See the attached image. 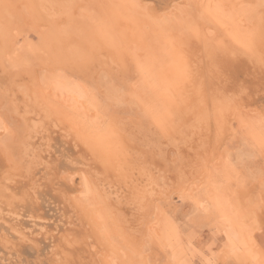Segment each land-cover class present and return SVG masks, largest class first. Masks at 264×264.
I'll list each match as a JSON object with an SVG mask.
<instances>
[{
    "label": "rangeland",
    "instance_id": "1",
    "mask_svg": "<svg viewBox=\"0 0 264 264\" xmlns=\"http://www.w3.org/2000/svg\"><path fill=\"white\" fill-rule=\"evenodd\" d=\"M172 1L0 0V264H41L50 259L55 249L66 248L67 244L79 255L72 257V264H77L79 257L91 260L92 264H163L170 260L176 264L198 259L196 253L207 249L210 251H204L205 257L215 253L213 258L221 262L234 259L241 264H259L264 258V233L260 230L264 220L260 221V229L256 220L264 217V152L258 145H244L240 138H219L216 132L225 105L230 109L227 117L231 134L241 121L259 126L264 106V67L259 59L264 50L258 47L262 48L260 43L251 50L241 51L239 47L238 51L236 46L232 49L230 37L220 35L218 18L212 14V8L222 2L220 5L235 4L236 9L246 5L259 15L262 1ZM184 1L190 2L185 8H193L187 24L169 26L163 32L178 41L191 30L193 43H179L173 54L162 51V47L154 56L158 51H153V46L159 47L154 42L158 38L154 25L163 15L159 12L166 10L172 16L175 10H181L179 3ZM175 4V8L170 7ZM194 9L200 13L196 14ZM219 40L227 45L224 47L231 46L226 48L227 54L232 53L230 57L240 66L239 72L230 75L233 78L215 74L219 65L208 56L215 52L211 46ZM193 45L204 50L197 47L196 51ZM233 51L242 54L234 52L235 56ZM259 51L262 56L256 54ZM6 52L9 62L5 61ZM218 53L224 57L221 51ZM131 55L141 64L131 61ZM256 55L259 64L254 59ZM19 59L29 64L16 63ZM43 75L50 79L57 76L68 86L75 84L86 95L79 97L77 104L64 103L66 108L62 109V101L58 103L60 96L51 97L55 94L45 89L47 83L43 84L54 78L46 80ZM205 78L209 80L206 82ZM205 82L211 85L206 87ZM39 86L44 88L40 96ZM45 92L55 106L89 122L98 134L108 138L98 145L59 113L45 117L37 106H41L42 97L46 99ZM152 96L160 97L164 107L155 116L146 117L143 110L153 103L149 102ZM239 97L244 101H239ZM229 99L234 107H230ZM112 147L114 150L106 152L108 155L99 154ZM209 175L220 179L215 186ZM200 176L199 182L196 178ZM193 181L196 185H191ZM186 186L195 190L187 191ZM212 193H217V197ZM164 213L187 225L179 239L166 228ZM99 232L106 233V242ZM224 232L230 233V240L223 236ZM99 239L105 243L98 244ZM225 240L229 241L228 249L222 254L220 248Z\"/></svg>",
    "mask_w": 264,
    "mask_h": 264
},
{
    "label": "bare ground",
    "instance_id": "2",
    "mask_svg": "<svg viewBox=\"0 0 264 264\" xmlns=\"http://www.w3.org/2000/svg\"><path fill=\"white\" fill-rule=\"evenodd\" d=\"M170 1H172V0H170ZM179 1V0H178ZM181 1H183V0H181ZM187 1V0H186ZM189 1V0H188ZM191 2H192V0H190ZM217 1V0H216ZM245 1H248V0H245ZM257 1V0H256ZM258 1H262V0H258ZM33 2V1H32ZM141 2H142V0H141ZM140 2V3H141ZM166 2V1H165ZM233 2V1H232ZM244 1H242V3H243ZM248 2H250V1H248ZM169 3V2H168ZM167 3V4H168ZM171 3V2H170ZM179 3V2H178ZM190 2H181V3H179V5L181 4L182 5V8H181V10H175L174 11V13H172V16H170L169 14L170 13H167V11L165 10H163L162 12H159V14H163L161 17L159 16V14L157 15V16H159V19L157 18L156 19V22H155V25H154V29H155V34H156V36L158 37L154 42H158L159 43V47H157V45H155V46H153L154 48H153V51H158V52H156V54L154 55V56H156V55H158V53H159V49H161L162 47V51H168L167 52V54H173V53H175V51H177L178 49H179V46H180V44L179 43H181L183 46L184 45H187L188 43L189 44H192L193 43V39H194V37H193V35L191 34V30H190V32H188V33H186L185 35H183V37L182 38H177L178 39V41H176V38H173L172 36H170V35H167L166 36V33H165V36H164V32H163V30L166 28V27H169V26H171V27H173V26H175V25H180V24H184V23H186V21H188L189 20V18H191L190 17V15H191V13H192V11H190V9H193V8H185V5L186 4H189ZM219 4L220 3H222V2H218ZM224 3V2H223ZM231 3V2H230ZM255 3H257V2H255ZM22 4V3H21ZM143 4V3H142ZM149 4H152V3H149ZM172 4H173V1H172ZM211 4V3H210ZM227 4H228V6H227ZM226 5L225 4H222V5H225V8H229V9H227V11L223 8V10L221 11V12H217V10H216V8H212V9H214V11H213V15L216 17V18H218V24H217V26L218 27H220V35L221 36H225V35H228L229 37H230V43H231V45H232V47L230 46V45H228V47L230 46L232 49L236 46L237 47V49L236 50H238L239 49V47L241 48V51H244L242 48H245V50L247 49H249L250 48V50H251V47L252 46H257V44L258 43H260L259 45H261L262 46V48L260 47V46H258L260 49H262V50H264L263 48H264V44H262L261 43V40H260V30H261V14L259 13V15L258 14H256V12H254V11H251V10H249V9H247V6L245 5V7L243 8V7H239V8H237L236 9V5L235 4H233V5H231L232 6V8L230 9V5H229V3H227ZM237 4V3H236ZM239 4V3H238ZM246 4V3H245ZM161 5V4H160ZM159 5V6H160ZM203 5V4H202ZM243 5H244V3H243ZM259 6H260V3L258 4ZM258 5H255V6H258ZM174 6H177L176 4L175 5H172V6H170L171 8H173ZM209 6H212V5H209ZM227 6V7H226ZM242 6V5H241ZM255 6H253V7H255ZM258 6V7H259ZM77 7V6H76ZM75 7V8H76ZM148 7V6H147ZM147 7H146V11H148L147 10ZM155 7V6H154ZM164 7V6H163ZM167 7V6H166ZM169 7V10L171 9ZM197 7V6H196ZM157 8V7H156ZM160 8H162V6L160 7ZM165 8V7H164ZM163 8V9H164ZM175 8V7H174ZM179 8V7H178ZM71 9V8H70ZM148 9H149V7H148ZM154 9V8H153ZM257 9V8H256ZM168 10V9H167ZM172 10V9H171ZM196 10H197V8H196ZM195 9H194V11H196ZM145 11V12H146ZM156 11H157V9H156ZM156 11H154V12H156ZM198 11V10H197ZM196 11V12H197ZM142 12H144V10L142 11ZM152 12V11H151ZM158 12V11H157ZM29 13V12H28ZM149 13V12H148ZM153 13V12H152ZM151 13V14H152ZM200 13V12H199ZM198 12L196 13V14H199ZM209 13V12H208ZM26 14V13H25ZM143 14V13H142ZM156 14V13H155ZM145 15V14H144ZM203 15V14H202ZM24 16V15H23ZM72 16V15H71ZM147 16V15H146ZM212 16V15H211ZM28 17V16H27ZM66 17V16H65ZM69 17V16H68ZM151 17V16H150ZM150 17H149V19H150ZM153 17V16H152ZM207 17V16H206ZM146 18V17H145ZM196 19V18H195ZM32 20V19H31ZM31 20H29V21H31ZM153 20H155V19H153ZM36 21V20H35ZM198 21V20H197ZM34 22V21H33ZM32 22V23H33ZM148 22V21H147ZM187 24V23H186ZM190 25V24H189ZM195 25V24H194ZM178 26H176V28H177ZM182 28H181V30L183 29V26H181ZM187 27V26H186ZM185 27V28H186ZM189 27H187V29H188ZM218 29V28H217ZM195 30V29H194ZM166 31H167V29H166ZM212 31V30H211ZM39 32V31H38ZM168 32H169V30H168ZM177 32H178V30H177ZM41 33V32H40ZM212 33V32H211ZM217 33H218V31H217ZM216 33V34H217ZM249 33H252V34H254V36H255V39L251 42V45H250V47H242V44L244 43V41H245V39L248 37V35H249ZM194 35L196 34V33H193ZM206 34V33H205ZM192 35V36H191ZM198 36H199V34H198ZM197 38H199V37H197ZM215 38V37H214ZM222 39L223 38H221V41H222ZM196 40V39H195ZM209 40V39H208ZM217 40V39H216ZM224 40V39H223ZM46 41V40H45ZM200 41V40H199ZM202 41V40H201ZM201 41H200V43H201ZM47 42H48V40H47ZM47 42H45L46 44H47ZM192 42V43H191ZM204 42V41H203ZM202 42V43H203ZM45 43H43V44H45ZM49 43V42H48ZM201 43V44H202ZM178 44V45H177ZM197 44H199V42L197 43ZM214 44V43H213ZM228 44V43H227ZM162 45V46H161ZM200 45V44H199ZM205 46H206V43L204 44ZM216 45V46H215ZM215 45L213 46H211L212 48H214L215 47V52H212L210 49V53H213L212 54V56L211 55H208V56H210L209 58H211V57H213V58H215L214 60H216V63H217V65H219V66H217V69H215L214 70V72H215V74H218V76L219 75H223V77L224 76H227V77H231V76H233L232 75V73H237V72H239V64H237L236 63V60H234L233 59V57L231 58L230 56L232 55V53H231V55L229 54H227L228 52L226 51V48H228V47H224L223 45H225L223 42L221 43L220 42V40H219V42L216 44V42H215ZM45 46V45H44ZM47 46H49V45H47ZM188 46V45H187ZM194 46V45H193ZM192 46V47H193ZM208 46V45H207ZM206 46V47H207ZM225 46H227V45H225ZM195 47V46H194ZM197 47H200V46H196L195 48H196V51L197 50H199V49H201L202 47H200L199 49H197ZM42 48V47H41ZM46 48V47H45ZM182 48H184V47H182ZM181 48V52H182V49ZM254 49L256 48V47H253ZM252 48V50H253V52L252 53H255V50ZM10 49V48H9ZM177 49V50H176ZM190 49V48H189ZM192 49V48H191ZM190 49V50H191ZM203 49V48H202ZM217 49L219 50V51H221L222 52V54H224V57L223 56H221V54L220 53H218L219 51H217ZM47 50V49H46ZM204 50V49H203ZM202 50V51H203ZM207 50V49H206ZM213 50V49H212ZM234 50H235V48H234ZM240 50V49H239ZM238 50V51H239ZM249 50V51H250ZM262 50H260V51H262ZM193 51V50H192ZM217 51V52H216ZM256 51H258V48H257V50ZM257 52L256 54H258V53H260L261 54V52ZM31 52V51H30ZM199 53H201L200 51H198ZM231 52H232V50H231ZM235 51H233V53H234ZM246 52H248V51H246ZM246 52H244V53H246ZM251 52V51H250ZM185 53V52H184ZM183 53V54H184ZM193 53H194V51H193ZM192 53V54H193ZM196 53V52H195ZM210 53H208V54H210ZM236 54L238 53V52H235ZM234 53V54H235ZM240 53V52H239ZM237 54V55H240V54H242V53H240V54ZM243 53V54H244ZM251 53V54H252ZM262 53H263V55H264V52L262 51ZM41 54V53H40ZM130 54H132V53H130ZM189 54V53H188ZM236 54H235V56H236ZM259 54V55H260ZM9 55V53L8 52H6L5 53V61H8L9 62V60H8V58L10 57V56H8ZM21 55V54H20ZM19 55V56H20ZM32 55V54H31ZM139 55V54H138ZM199 55H201V54H199ZM255 55V54H254ZM259 55H256L255 57H254V59L255 60H257L259 57ZM203 56V55H202ZM217 56H219V57H217ZM245 56V55H244ZM260 56H262V54L260 55ZM11 57H15V56H11ZM77 57V56H76ZM142 56H140V58H141ZM246 57V56H245ZM252 57V56H251ZM251 57H250V59H251ZM26 58V57H25ZM198 58V57H197ZM196 58V59H197ZM199 58H200V56H199ZM208 58V57H207ZM208 58V59H209ZM212 58V59H213ZM222 58H224L221 62H219L218 61V59H222ZM236 58V57H235ZM257 58V59H256ZM16 59V58H15ZM22 59H24V58H22ZM22 59H19V61L18 62H16V63H21L20 62V60H22ZM155 58H152V61L154 60ZM252 59H253V57H252ZM251 59V60H252ZM11 60V59H10ZM202 59L200 58V61H201ZM210 60V59H209ZM208 60V61H209ZM214 60H212V62H214ZM251 60H249V61H251ZM259 60H261V57H260V59ZM12 61H14V60H12ZM12 61H10V62H12ZM16 61V60H15ZM14 61V62H15ZM22 61H24V60H22ZM26 61V60H25ZM131 61H133V62H137L138 64L140 63V62H138V60H137V58H135V55H131ZM141 61V60H140ZM144 61H146V59L144 60ZM185 61V60H184ZM198 61V60H197ZM211 61V60H210ZM218 61V62H217ZM248 61V62H249ZM142 62H143V60H142ZM147 62V61H146ZM145 62V63H146ZM148 62H149V58H148ZM186 62V61H185ZM256 62V61H255ZM25 63H27V62H25ZM25 63H21V64H25ZM145 63H143V65H145ZM200 63V62H199ZM211 63V62H210ZM215 63V64H216ZM252 63V62H251ZM251 63H249V64H251ZM254 63V62H253ZM257 63L259 64V62H258V60H257ZM12 64V63H11ZM14 64V63H13ZM29 63H27L26 65H28ZM141 64V63H140ZM148 64V63H147ZM149 64H150V62H149ZM205 64H206V62H205ZM207 64H209V63H207ZM212 64V63H211ZM256 64V63H255ZM17 65V64H16ZM158 65V64H157ZM195 65V64H194ZM196 65H197V63H196ZM199 65H201V64H199ZM203 65H204V63H203ZM210 65V64H209ZM213 65V64H212ZM241 65V64H240ZM9 66H10V64H9ZM13 66V65H12ZM15 66V65H14ZM154 66V65H153ZM198 66V65H197ZM214 66H216V65H214ZM246 66V65H245ZM256 65H254V67H255ZM261 66V65H260ZM263 67H264V65H262ZM142 67V66H141ZM144 67V66H143ZM123 68V67H122ZM176 68V67H175ZM205 68V67H204ZM209 68V67H208ZM208 68H206V69H204L205 71L207 70L208 71ZM242 68V67H241ZM245 68V67H244ZM258 68V67H257ZM133 69H134V67H133ZM141 69V68H140ZM143 69V68H142ZM141 69V70H142ZM146 69V68H145ZM264 69V68H263ZM172 70H174V69H172ZM171 70V71H172ZM192 70V69H191ZM190 70V71H191ZM201 70H203V69H201ZM246 70V68L243 70V71H245ZM133 71V70H132ZM179 71V70H178ZM211 71V70H210ZM209 71V72H210ZM213 71V70H212ZM140 72V71H139ZM189 72V71H188ZM192 72V71H191ZM226 72H228L229 74H225ZM35 73H37L36 71H35ZM151 73V72H150ZM155 73H157V72H155ZM197 73V72H196ZM202 73V72H201ZM207 73V72H206ZM195 74V73H194ZM209 74V73H208ZM212 74V73H211ZM255 74V73H254ZM193 75V74H192ZM201 75V74H200ZM200 75H198V76H200ZM202 75H204V74H202ZM231 75V76H230ZM156 76H157V74H156ZM208 76H210V75H208ZM213 75H211V77H212ZM217 76V77H218ZM222 77V78H223ZM227 77H225V78H227ZM42 78H44V79H50V78H47V76L45 77V75H43V77ZM41 78V79H42ZM54 78V80H52V81H45L44 79H43V81H45L43 84H45V83H47V84H45L46 85V87H45V89H47V91H49L51 94L52 93H54L55 95H50L51 97H55V96H60L59 98H61L62 100H60V101H58V103H60L61 101V103H60V105L62 106V109L63 108H66V106H71V105H68V104H70V102L72 101V102H75L76 104L77 103H79L78 102V99H81V98H83V97H85V93H84V91L79 87V86H77V85H71V86H68V85H66V84H64V82L63 83H61V79L59 78V77H57V76H51V79H53ZM207 78V77H206ZM206 78H205V80H206ZM219 78V77H218ZM218 78H216L215 79V77H214V79L215 80H219ZM231 78H233V77H231ZM50 79V80H51ZM164 79H166V78H164ZM200 79V78H199ZM235 79V78H234ZM204 80V79H203ZM209 80V79H208ZM208 80H206V82L208 81ZM211 80H213V78L211 79ZM227 80V79H226ZM225 80V81H226ZM229 80V79H228ZM186 81V80H185ZM194 81V80H193ZM192 81V82H193ZM230 81V80H229ZM232 81V80H231ZM247 81V80H246ZM199 82V81H198ZM204 83V86H205V84H206V87L207 86H209V85H211L210 83H209V85H207V83ZM65 83H67L66 81H65ZM167 83H168V80H167ZM219 83H221V82H219ZM239 83V82H238ZM40 84V83H39ZM42 84V83H41ZM43 84H42V86H43ZM62 84V85H61ZM213 84V83H212ZM224 84V83H223ZM229 84V83H228ZM236 84V83H235ZM194 85H195V83H194ZM202 85V84H201ZM216 85V84H215ZM219 85V84H218ZM226 85V84H225ZM233 85V84H232ZM67 86V87H66ZM214 86V85H213ZM220 86V85H219ZM190 87V86H189ZM194 87V86H193ZM192 87V88H193ZM201 87V86H200ZM223 87V86H222ZM232 87V86H231ZM238 87H239V85H238ZM38 88H40V86L38 87ZM133 88V87H132ZM195 88V87H194ZM202 88V87H201ZM214 88V87H213ZM245 88V87H244ZM41 90L39 91V93H38V96H40L41 94H43V92H42V90L44 91V88L42 89V88H40ZM134 89V88H133ZM203 89H204V87H203ZM216 89V88H215ZM217 89H218V87H217ZM242 89V88H241ZM164 90V89H163ZM224 90V89H223ZM222 90V91H223ZM240 90V89H239ZM46 91V92H47ZM83 91V92H82ZM133 91V90H132ZM194 91V90H193ZM212 91V90H211ZM217 91V90H216ZM218 91H219V89H218ZM46 92H45V96H46V99H44V97H42V100H41V106H39V105H37V104H33V105H37L38 107H39V111L41 112V113H43L44 114V116L45 117H50L51 115H52V113L53 112H57V113H59L61 116H63V117H65V118H67L73 125H74V127L78 130V131H83V132H85L87 135H86V137L87 138H89V139H91V140H95L97 143H98V145H99V143L100 142H102V141H104L105 139H107L108 137H106L105 135H101V134H98L97 133V131H95L94 129H95V127H93V125L92 124H90L89 122H86L85 120L84 121H82L81 119H79V118H77L76 117V115L75 114H73V115H75V117L73 116V115H71V113L69 114V112L68 113H66L64 110H62V109H60L57 105L55 106L54 105V101H51V98H49V96H47L49 93H47L46 94ZM134 92H135V90H134ZM138 92V91H137ZM164 92V91H163ZM200 92V91H199ZM224 92V91H223ZM230 92V91H229ZM131 93V92H130ZM142 93V92H141ZM212 93V92H211ZM214 93V92H213ZM225 93V92H224ZM239 93H241V92H239ZM132 94V93H131ZM130 94V95H131ZM202 94V93H201ZM226 94V93H225ZM224 94V95H225ZM238 94V93H237ZM256 94V93H255ZM127 95V94H126ZM136 95H137V93H136ZM162 95V94H161ZM204 95V94H203ZM223 95V94H222ZM253 95V94H252ZM139 96H140V94H139ZM144 96V95H143ZM163 97L164 96H166V94L165 95H162ZM226 96V95H225ZM240 96H242V95H240ZM79 97H81V98H79ZM142 97V96H141ZM219 97V96H218ZM158 98V99H157ZM160 97H158V96H152V97H150L149 98V102H153L152 104H148L147 105V108L145 109V110H143V113H144V111H145V113H144V115L147 117V116H149V114H151L152 116H155L156 115V112H158L159 111V109H161V107L163 108L164 107V104H163V102L162 101H160V100H162V99H159ZM208 98V97H207ZM220 98V97H219ZM222 98H224V97H222ZM226 98H228V97H226ZM234 98V97H233ZM236 98H238V95L236 96ZM240 99H239V101L240 100H242L241 99V97H239ZM252 98H253V96H252ZM167 99V98H166ZM215 100H216V98H214ZM258 99H260V98H258ZM53 100V99H52ZM165 100V98L163 99V101ZM222 100V99H221ZM37 101V100H36ZM89 102L91 101V99L90 100H88ZM155 101V102H154ZM156 101H160L159 102V104L157 103L156 104ZM217 101V100H216ZM218 101H220V99L218 100ZM224 101H226V100H224ZM231 100L229 99V105H230V107H234V106H232L231 104L232 103H234V102H230ZM243 101H244V99H243ZM147 102V101H146ZM254 102V101H253ZM64 103H65V105L66 106H64ZM144 103V102H143ZM161 103V104H160ZM185 103V102H184ZM235 103L238 105V103L236 102V100H235ZM241 102H239V104H240ZM45 104V106H43ZM89 104H91V103H89ZM163 104V105H162ZM196 104V103H195ZM225 104H227V102L225 103ZM250 104H252L251 102H250ZM256 104V103H255ZM81 105V104H80ZM144 105V104H143ZM186 105V104H185ZM237 105H235L236 107H237ZM37 106L35 107V111L37 110L36 108H37ZM82 106V105H81ZM191 106V105H190ZM240 105H238V107H239ZM77 107V106H76ZM86 107V106H85ZM184 107V106H183ZM237 107V108H238ZM94 108V107H93ZM195 108V107H194ZM225 108V109H224ZM224 108H222V110H223V115L221 114V122H218L217 123V128H218V131H216V132H218V134L217 135H219L220 137L219 138H222L221 136H228L227 134H231V130L229 129V122H228V120L230 119H228V111L230 110V109H228V105H225L224 106ZM227 108V109H226ZM237 108H236V110H237ZM33 109H34V107H33ZM68 109V108H67ZM185 109H187V108H185ZM235 109V108H234ZM239 109V108H238ZM86 110V109H85ZM96 110V109H95ZM201 110V109H200ZM224 110H225V112H224ZM242 110V109H241ZM72 111V110H71ZM97 111V110H96ZM95 111V112H96ZM152 111V112H151ZM188 111V110H187ZM232 111V110H231ZM237 111H239V110H237ZM237 111H236V113H237ZM37 112H38V110H37ZM185 112V111H184ZM230 112V111H229ZM243 112V111H242ZM77 113V112H76ZM79 113V112H78ZM189 113V112H188ZM240 113H241V111H240ZM192 114V113H191ZM231 114V113H230ZM229 114V115H230ZM247 114V113H246ZM187 115V114H186ZM235 115V114H234ZM237 115H239V113H237ZM93 116V115H92ZM96 116V115H95ZM189 116V115H188ZM242 116H243V114H242ZM248 116H249V114H248ZM235 117H237L236 115H235ZM239 117V116H238ZM238 117H237V119H238ZM243 117H245V116H243ZM184 118V117H183ZM247 118V117H246ZM234 119V118H233ZM236 119V120H237ZM251 121V120H250ZM62 122V121H61ZM237 122V121H236ZM238 124H240L239 122H238ZM237 124V125H238ZM255 125V124H254ZM233 132V131H232ZM214 137V136H213ZM212 137V138H213ZM225 139V138H224ZM226 139H227V137H226ZM95 141H93V142H90L89 143V146H91V145H93L94 144V142ZM216 141H218V140H216ZM242 142V141H241ZM217 145V144H216ZM245 145V144H244ZM224 146V145H223ZM221 147V146H220ZM246 147V146H245ZM117 148V147H116ZM216 148V147H215ZM246 148H248V147H246ZM252 148V147H251ZM7 149V148H6ZM90 150H92L91 148H89ZM253 149V148H252ZM112 150H114V148L112 147V148H107L106 150H105V152H100L99 154H106V152H108L109 153V151L111 152ZM216 150V149H215ZM219 151V150H218ZM207 152V151H206ZM8 153V152H7ZM59 153V152H58ZM82 154V153H81ZM106 155H108V154H106ZM105 155V156H106ZM42 158V157H41ZM106 158V157H105ZM105 160H107V159H105ZM211 160V159H210ZM104 161V160H103ZM102 161V162H103ZM5 162H6V160H5ZM113 162V161H112ZM103 164V163H102ZM7 166V165H6ZM112 166H113V164H112ZM105 167V166H104ZM111 168V167H110ZM109 168V169H110ZM200 169V168H199ZM213 169V168H212ZM106 170V169H105ZM111 170V169H110ZM116 170V169H115ZM217 170V169H216ZM226 170V169H225ZM228 171V170H227ZM183 172V171H182ZM208 172H210L209 170H208ZM173 173V172H172ZM177 173V172H176ZM203 173V172H202ZM212 173V172H211ZM215 173V172H214ZM24 174V173H23ZM52 174V173H51ZM107 174V173H106ZM114 174V173H113ZM182 174V173H181ZM194 174V173H193ZM228 174V173H227ZM192 175V174H191ZM201 175V174H200ZM211 175V174H210ZM209 175V176H210ZM230 175V174H229ZM228 175V176H229ZM51 176V175H50ZM204 176H206L205 174H204ZM214 176V175H213ZM212 176V177H213ZM218 176V175H217ZM224 176V175H223ZM60 177V176H59ZM183 177V176H182ZM211 176H210V178H212ZM230 178H234L232 175L231 176H229ZM21 178V177H20ZM199 178H201V176L200 177H198V178H196V180H198ZM204 178V177H203ZM214 178V177H213ZM212 178V179H213ZM224 179H226L225 178V176L223 177ZM221 180L222 182H223V185H224V181L225 180ZM180 180V179H179ZM211 180V179H210ZM210 180H208V182L210 181ZM220 180V179H219ZM219 180L217 179H213V183H211V184H213L214 186H215V184L217 183V182H219ZM50 181V180H49ZM187 181V180H186ZM199 181V180H198ZM228 181V180H227ZM17 182H18V178H17ZM177 182V181H176ZM200 182V181H199ZM237 182V181H236ZM184 183H185V181H184ZM228 183V182H227ZM52 184V183H51ZM183 183H181L180 185H182ZM186 184V183H185ZM193 184H195V182L193 181V183L191 184V185H193ZM209 184H210V182H209ZM221 184V183H220ZM230 184V183H229ZM18 185V184H17ZM61 185V184H60ZM191 185H187V186H191ZM196 185V184H195ZM194 185V187H196ZM200 185V184H199ZM206 185V184H205ZM212 185V186H213ZM22 186V185H21ZM186 186V187H187ZM227 186V185H226ZM226 186H223V189H224V187L226 188ZM189 187H187L185 190H187V191H190V192H193L195 189H189ZM204 187V186H203ZM208 187H209V185H208ZM217 187H218V185H217ZM217 187H215L214 188V191H215V189L217 188ZM229 187V186H228ZM146 188V187H145ZM206 188H207V186H206ZM213 188V187H212ZM54 189V188H53ZM208 189V188H207ZM206 189V190H207ZM222 189V188H221ZM141 190V189H140ZM145 190V189H144ZM218 191L220 190V189H217ZM225 190V189H224ZM149 191V190H148ZM187 191H185L186 193H187ZM212 191V190H211ZM139 192V191H138ZM208 192V191H207ZM216 192V191H215ZM226 192V191H225ZM232 192V191H231ZM48 193V192H47ZM68 193V192H67ZM143 193V192H142ZM146 193V192H145ZM210 193V192H209ZM11 194V193H10ZM87 194H88V192H87ZM213 194V193H212ZM215 194V193H214ZM213 194V195H214ZM217 194V193H216ZM216 194H215V197H217L216 196ZM34 195V194H33ZM2 196V195H1ZM7 196V195H6ZM27 196V195H26ZM212 196V195H211ZM225 196V195H224ZM23 197V196H22ZM29 197V196H28ZM69 197V196H68ZM215 197H213V198H215ZM222 197V196H221ZM238 197V196H237ZM4 198V197H3ZM12 198V197H11ZM145 198V197H144ZM34 199V198H33ZM138 199V198H137ZM69 200V199H68ZM134 200V199H133ZM149 200V199H148ZM219 200V199H218ZM227 200V199H226ZM30 201V200H29ZM144 201V200H143ZM217 201V200H216ZM228 201V200H227ZM232 201V200H231ZM18 202H19V200H18ZM17 202V203H18ZM26 202V201H25ZM59 202V201H58ZM72 202L74 203V201H73V199H72ZM141 202V201H140ZM213 202V201H212ZM32 203V202H31ZM213 203H215V202H213ZM236 203V202H235ZM42 204V203H41ZM49 204V203H48ZM220 204V203H219ZM228 204V203H227ZM234 204V203H233ZM15 205V204H14ZM30 205V204H29ZM33 205V204H32ZM31 205V206H32ZM58 205V204H57ZM75 205V204H74ZM228 205H230V204H228ZM227 205V206H228ZM8 206V205H7ZM16 206H17V204H16ZM16 206H15V208H16ZM236 206V205H235ZM68 207V206H67ZM66 207V208H67ZM72 207H73V204H72ZM142 207V206H141ZM215 207H217V206H215ZM224 207H226V205L224 206ZM223 207V208H224ZM6 208V207H5ZM41 208V207H40ZM227 208V207H226ZM225 208V209H226ZM229 208V207H228ZM227 208V209H228ZM236 208V207H235ZM86 209V208H85ZM140 209H142V208H140ZM230 209V208H229ZM13 210H15V209H13ZM32 210H33V208H32ZM16 211V210H15ZM35 211V210H34ZM65 211V210H64ZM83 211H85L84 210V208H83ZM24 212V211H23ZM230 212H231V210H230ZM12 213H14V212H12ZM37 214V213H36ZM42 214V213H41ZM89 214V213H88ZM257 214V213H256ZM29 215V214H28ZM56 215V214H55ZM85 216V215H84ZM86 216H87V214H86ZM93 216V215H92ZM123 216V215H122ZM257 216H259V214L257 215ZM22 217V216H21ZM38 217V216H37ZM260 217V216H259ZM5 218V217H4ZM19 218V217H18ZM84 218V217H83ZM93 218V217H92ZM233 218V217H232ZM257 218V217H256ZM96 219V218H95ZM262 218H258V219H256L257 221L259 220V222H257L258 224H260V225H258V229H260V227H261V223H260V221H262L261 220ZM90 220V219H89ZM93 220V219H92ZM111 221V220H110ZM20 222V221H19ZM88 222V221H87ZM113 222V221H112ZM11 223V222H10ZM21 223V222H20ZM9 224V223H8ZM17 224V223H16ZM90 224H92V223H90ZM114 224V223H113ZM239 224H241V223H239ZM257 225V224H256ZM16 226V225H15ZM80 226V225H79ZM114 226V225H113ZM22 227V226H21ZM51 227V226H50ZM87 227H88V225H87ZM91 228V227H90ZM96 228V227H95ZM119 228V227H118ZM264 228V227H263ZM89 229V228H88ZM111 229L112 230H114L115 228H112V226H111ZM69 230V229H68ZM73 230V229H72ZM77 230V229H76ZM261 230V229H260ZM22 231V230H21ZM66 231V230H65ZM85 231V230H84ZM119 231H121V230H119ZM119 231H117V232H119ZM69 232V231H68ZM87 232V231H86ZM89 232V231H88ZM112 232H116V231H112ZM51 233V232H50ZM58 233V232H57ZM2 234V233H1ZM65 234V233H64ZM72 234V233H71ZM86 234H88V233H86ZM254 234V233H253ZM256 234V233H255ZM76 235V234H75ZM91 235H94V234H91ZM102 235V236H101ZM26 236V235H25ZM33 236V235H32ZM60 236V235H59ZM69 236V235H68ZM82 236V235H81ZM85 236V235H84ZM87 236V235H86ZM90 236V235H89ZM98 238H99V236H101L102 237V240L103 239H106V240H104L105 242L107 241V237H105L106 236V233L105 232H99V236L98 235H96ZM70 237V236H69ZM90 237H92V236H90ZM261 236L259 235V236H257V240H259V238H260ZM14 238V237H13ZM17 238V237H16ZM27 238H29V237H27ZM58 238V237H57ZM74 238V237H73ZM89 238V237H88ZM1 239V238H0ZM5 239V238H4ZM91 239V238H90ZM93 239V238H92ZM8 240V239H7ZM10 240V239H9ZM25 240V239H24ZM67 240V239H66ZM69 240V239H68ZM71 240V239H70ZM69 240V241H70ZM81 240V239H80ZM140 240V239H139ZM68 241V242H69ZM77 241V240H76ZM84 241V240H83ZM93 241H94V239H93ZM100 241V242H99ZM99 243L98 244H102V242L103 241H101V239H99ZM37 242V241H36ZM54 242V241H53ZM64 241H62V243H63ZM88 242V241H87ZM87 242H85V243H87ZM105 242H103V243H105ZM26 243V242H25ZM32 243V242H31ZM35 243V242H34ZM56 243V242H55ZM65 244H67L66 242H64ZM71 243V242H70ZM79 243V242H78ZM92 243V242H91ZM109 243H111V242H109ZM109 243H108V245L106 246V247H109ZM16 244V243H15ZM61 243H59V245H60ZM64 244V245H65ZM93 244H94V242H93ZM97 244V243H96ZM100 244V245H101ZM35 245V244H34ZM68 246H69V244H67ZM128 245V244H127ZM30 246H31V244H30ZM67 246V247H68ZM80 246V245H79ZM88 246V245H87ZM103 246H105V245H103ZM57 247H58V245H57ZM63 246H61V249H59V248H57V249H55L52 253H51V257H50V259H46V261L49 263V264H72L71 263V260L74 262V259H75V257L76 258H78L77 256H79V255H75V251L73 250V249H69V247H68V249H67V247L66 248H62ZM111 247V246H110ZM10 248V247H9ZM55 248V247H54ZM77 248V247H76ZM99 248V247H98ZM113 248H114V246H113ZM30 249V248H29ZM32 249V248H31ZM41 249V248H40ZM49 249V248H48ZM51 249V248H50ZM75 249V248H74ZM83 249H84V246H83ZM87 250V249H86ZM255 250V249H254ZM257 250V249H256ZM27 251V250H26ZM42 251V250H41ZM98 251V250H97ZM110 251V250H109ZM9 252V251H8ZM13 252H15V251H12V253ZM17 252V251H16ZM81 252V251H80ZM111 252V251H110ZM116 252V251H115ZM255 252V251H254ZM17 253H19V251L17 252ZM30 253H32V252H30ZM36 253V252H35ZM77 253H78V251H77ZM94 253H95V251H94ZM256 253V252H255ZM1 254V253H0ZM24 254V253H23ZM22 254V255H23ZM48 254H50V253H48ZM3 255V254H2ZM5 255V254H4ZM27 255V254H26ZM28 256V255H27ZM73 256H75L74 257V259L72 258ZM256 256H258V255H256ZM14 257H15V255H14ZM112 257V256H111ZM26 258V257H25ZM33 258H35V257H33ZM44 258V257H43ZM47 258V257H46ZM49 258V257H48ZM80 258V260H81V257H79ZM106 259V258H105ZM21 260V259H20ZM26 260V259H25ZM38 260V259H37ZM79 260V259H78ZM79 260V261H80ZM4 261H5V259H4ZM24 261V260H23ZM44 261V260H43ZM8 262V261H7ZM12 262V261H11ZM20 262V261H19ZM25 262V261H24ZM34 262V261H33ZM42 262V261H41ZM47 262H44V263H41V264H45V263H47ZM76 262H77V260H76ZM103 262V261H102ZM106 262V261H105ZM37 263V262H36ZM35 263V264H36ZM40 263V262H39ZM108 264H109V262H107ZM20 264H22L21 262H20ZM24 264V263H23ZM26 264V263H25ZM29 264V263H28ZM74 264V263H73ZM76 264V263H75ZM77 264H78V262H77Z\"/></svg>",
    "mask_w": 264,
    "mask_h": 264
},
{
    "label": "snow or ice",
    "instance_id": "3",
    "mask_svg": "<svg viewBox=\"0 0 264 264\" xmlns=\"http://www.w3.org/2000/svg\"><path fill=\"white\" fill-rule=\"evenodd\" d=\"M225 6L224 5H216L217 12H221ZM255 39L254 34L249 33L248 37L245 39L244 43L242 44V47H250L251 42ZM260 40L261 43L264 44V0L261 2V30H260ZM261 63L264 65V56L261 57ZM241 95H244L243 90H241ZM261 119L259 122V126L255 127L252 124L246 123L244 121L240 122L239 127L233 130L232 134H227L228 138L231 140H235L237 138L242 139L243 143L245 145H250L252 147L259 146L262 152H264V106L261 107ZM241 151V158H244L243 150ZM85 180H87V177H85ZM262 210H264V205H262ZM165 216V225L168 231L171 235L175 236L177 239H179L183 235L182 230L187 229V225H185L179 218L172 217L168 215L167 213L163 214ZM262 220H264V217H262ZM252 227L254 229L255 227V221L254 219L251 221ZM262 233H264V228L261 229ZM223 236L229 237L230 240V233L224 232ZM228 240H225L223 242V247L220 248V252L223 254L228 249ZM262 244H264V241H262ZM191 245H189L190 247ZM204 251H210V249L204 250ZM204 251H201L199 253H196V256H198V259H193L192 261H176V264H241V262L234 260V259H225L223 262L220 260L214 259L215 253H212L210 256L205 257ZM262 253H264V248H262ZM229 255H231L229 253ZM78 264H92L91 260H81L78 262ZM150 264V262H149ZM163 264H173V261H166L163 262ZM259 264H264V258H262L259 261Z\"/></svg>",
    "mask_w": 264,
    "mask_h": 264
}]
</instances>
